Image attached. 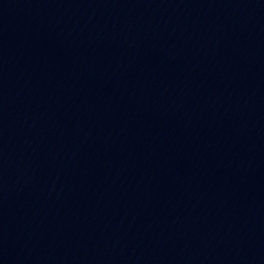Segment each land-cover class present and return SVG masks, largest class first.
Masks as SVG:
<instances>
[{
    "label": "water",
    "instance_id": "obj_1",
    "mask_svg": "<svg viewBox=\"0 0 264 264\" xmlns=\"http://www.w3.org/2000/svg\"><path fill=\"white\" fill-rule=\"evenodd\" d=\"M158 264H264V138L209 196Z\"/></svg>",
    "mask_w": 264,
    "mask_h": 264
}]
</instances>
